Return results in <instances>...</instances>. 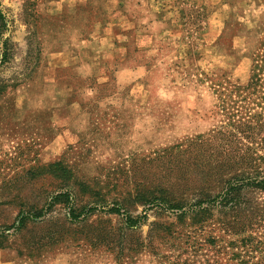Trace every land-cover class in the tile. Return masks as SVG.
Listing matches in <instances>:
<instances>
[{
    "label": "rangeland",
    "instance_id": "1",
    "mask_svg": "<svg viewBox=\"0 0 264 264\" xmlns=\"http://www.w3.org/2000/svg\"><path fill=\"white\" fill-rule=\"evenodd\" d=\"M0 9V264H176L184 244L160 228L174 215L152 208L129 230L105 210L140 215L165 181L174 201L220 189L160 156L226 124L214 89L248 81L264 0H0ZM60 192L70 202L47 206ZM70 207L96 210L73 220ZM150 230L155 249L144 247Z\"/></svg>",
    "mask_w": 264,
    "mask_h": 264
},
{
    "label": "trees",
    "instance_id": "2",
    "mask_svg": "<svg viewBox=\"0 0 264 264\" xmlns=\"http://www.w3.org/2000/svg\"><path fill=\"white\" fill-rule=\"evenodd\" d=\"M5 24L0 9V38ZM5 59L4 52L0 63ZM216 85L219 112L227 118L226 124L209 137L198 136L185 146L165 150L160 159L163 167L170 171L190 165L192 170L199 168V180L210 181L213 187L217 185L220 189L213 195L200 193V197L190 202L174 201L167 196L172 183L165 181L156 193L145 197L147 207L142 214L132 216L121 211L118 204L105 211L120 215L129 230L139 228L147 218V210L152 208L174 215V222L160 228L165 232V237H161L165 241L184 244L177 247L180 253L176 264H219L215 260L218 255L226 258L225 264H264V200L249 198L255 193L264 194V39L252 57L250 77L245 84L224 79ZM258 147L263 151L261 155L257 153ZM69 202L68 194L60 192L52 196L47 206ZM95 210V207H83L76 211L70 207L68 213L77 220ZM41 215V211L28 212L12 227L20 230L29 217ZM205 230H208L207 235ZM216 230L218 234H213ZM153 236L150 230L144 247L154 248L151 246ZM200 250L207 251L205 257L198 256Z\"/></svg>",
    "mask_w": 264,
    "mask_h": 264
},
{
    "label": "crops",
    "instance_id": "3",
    "mask_svg": "<svg viewBox=\"0 0 264 264\" xmlns=\"http://www.w3.org/2000/svg\"><path fill=\"white\" fill-rule=\"evenodd\" d=\"M5 264V263H4ZM13 264V263H12Z\"/></svg>",
    "mask_w": 264,
    "mask_h": 264
}]
</instances>
